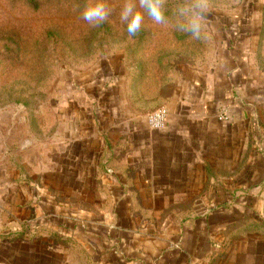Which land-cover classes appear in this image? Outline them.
<instances>
[{
	"label": "rangeland",
	"instance_id": "1",
	"mask_svg": "<svg viewBox=\"0 0 264 264\" xmlns=\"http://www.w3.org/2000/svg\"><path fill=\"white\" fill-rule=\"evenodd\" d=\"M92 2L0 0V264H108L102 252L118 247L109 242L118 233L128 249L136 233V244L171 236L207 212L220 223L199 264H264V164L257 161L264 154V0H206L200 40L147 13L130 38L120 20L125 0H106L109 19L92 27L81 16ZM178 2L168 0L167 16ZM230 58L239 68L231 95L247 143L224 144L217 133L205 154L186 144L192 160L162 159L163 139L213 143L210 118L228 109L212 108L218 97L210 88L228 76ZM162 106L167 125L152 129L147 117ZM185 117L186 130L168 128ZM143 138L151 149L115 143ZM104 144L109 154L128 152L139 170L152 164L154 189L130 186L114 203L115 169L96 168ZM171 179L178 184L164 189ZM82 224L101 233V250L79 234Z\"/></svg>",
	"mask_w": 264,
	"mask_h": 264
},
{
	"label": "crops",
	"instance_id": "2",
	"mask_svg": "<svg viewBox=\"0 0 264 264\" xmlns=\"http://www.w3.org/2000/svg\"><path fill=\"white\" fill-rule=\"evenodd\" d=\"M227 64L228 67L231 68V70L228 72V76H224L220 84L216 83L218 84L217 87L214 85L210 88V94L214 98L218 97L215 98V100H217L218 102H213L211 105L212 108H217V106L221 104L225 106L227 105L228 109L227 120L216 121V119L214 118L215 115L210 118V120L212 121L211 132L213 143L209 144L207 139H163L167 147L166 151L161 154L162 159H165L167 161L177 160L180 163L181 161H190L193 159V157L190 155V152H193L194 148L199 149L200 153L203 151V153L205 154L206 152H208V150L213 149V144H215V141H217V133L219 141H228L224 142V144L236 141V143L240 145L241 149L242 145H245L247 143L244 135L245 133H241L240 124L237 122L236 119L241 112L238 109L239 107L235 106L237 104H233L234 101L232 100L231 95L234 89L238 87L237 84H232L231 80H236L240 77V73H237L239 68H232L235 64H237V59H235L234 61L233 58H230L228 59ZM214 104L216 105L214 106ZM207 107L208 105L205 106V110L201 111L203 112V114L205 112V116L207 117L205 120L208 121L209 117L207 113ZM202 116L203 115H201L200 117ZM185 119L187 121H190L191 117H185L178 122L175 121V123L173 124L170 123L168 128H183L186 130L187 126L183 124L188 123L185 121ZM192 122L194 123V121H191V123ZM201 124L202 122L197 123V125ZM201 129L203 131L205 129V126L203 125ZM167 137L169 138V136ZM137 140L138 141H133L132 139H117L115 143L118 144L119 148H123L122 146L124 145V148H126L127 151L128 145L130 147L129 149H134L135 144L137 146H142V148H152L151 139L143 138ZM103 143H105V141ZM105 144L102 152L99 155L98 162H100L99 165L97 164L96 168L97 170H99L101 163L102 168L113 166V168L115 169V176L112 177L111 185L110 187H108L113 194L114 203L119 202L120 204L123 192L127 191L128 187L130 186H134L135 191L140 192H149L150 190L154 189V185H151L152 164L144 163L143 169L139 170V165L137 167H134L133 164L129 163L128 158H130V155H128V152L127 154L122 151L117 153L116 150L115 152L113 151L112 154H109L108 147L107 149H105ZM186 144L188 147H191L194 144H196L197 146L191 150L184 147ZM191 154L195 155L194 153ZM151 155V150L145 152L143 155L144 161H151ZM109 161H112L111 165L109 164ZM257 161L259 163H262L263 165L264 154H260V161L259 159ZM180 163L178 165L179 167L183 168L184 166H188V164L186 163L185 165L180 166ZM244 169L245 168H243V170ZM133 174H135L136 179L133 178L135 177L133 176ZM165 174L166 173H164V175ZM167 175L171 176L172 173L169 172L167 173ZM131 176L133 177L129 178ZM175 183L178 184V181L171 179L170 181H166L164 183L165 187L164 184L163 187L164 189L171 191L173 189L166 186H171ZM127 205L129 206L128 203ZM218 223H220V218L218 215L209 212L202 213L195 218L184 221L183 224L180 223L179 225H177L175 233L171 236L161 235L160 238H154V235L156 234H153L149 235L152 237L146 238V240L144 241H139L138 244H136L138 239V235H136V233L134 235L133 240L128 239L132 242L128 249L120 248V244L125 239L121 237V233H118L115 238L109 240L111 246L117 243L118 247L103 250L102 256L107 259L108 264H199L204 259V257H206L210 251H212V245L214 243V231L211 230V228ZM82 226L83 228H81V232L79 233L82 238L86 241L88 245H91L94 248L98 247V249L101 250V243L104 240L101 233L95 230L96 228H94L93 225L88 226L85 229L83 224ZM98 249L94 250L98 251ZM98 252L101 253V251Z\"/></svg>",
	"mask_w": 264,
	"mask_h": 264
},
{
	"label": "clouds",
	"instance_id": "3",
	"mask_svg": "<svg viewBox=\"0 0 264 264\" xmlns=\"http://www.w3.org/2000/svg\"><path fill=\"white\" fill-rule=\"evenodd\" d=\"M168 0H125L120 12V20L126 24L129 37L135 36L144 22V13L156 24H173L176 31L188 33L193 39L200 40L205 36V25L202 18L206 15V0H179L171 17L166 15ZM142 9L143 11H140ZM111 14L106 0H94L86 5L81 13L82 19L92 27L105 23Z\"/></svg>",
	"mask_w": 264,
	"mask_h": 264
},
{
	"label": "built area",
	"instance_id": "4",
	"mask_svg": "<svg viewBox=\"0 0 264 264\" xmlns=\"http://www.w3.org/2000/svg\"><path fill=\"white\" fill-rule=\"evenodd\" d=\"M169 118V110L167 109L166 106H162L154 111H152L148 117H147V121H148V125L152 128V129H163L166 127L167 125V121ZM220 120H227V114L226 112H221L220 116H219Z\"/></svg>",
	"mask_w": 264,
	"mask_h": 264
},
{
	"label": "trees",
	"instance_id": "5",
	"mask_svg": "<svg viewBox=\"0 0 264 264\" xmlns=\"http://www.w3.org/2000/svg\"><path fill=\"white\" fill-rule=\"evenodd\" d=\"M78 4H80V2L78 3ZM81 6H83V5H81ZM250 199H253V197H249V199L248 200H250ZM64 241V240H63ZM65 242V241H64Z\"/></svg>",
	"mask_w": 264,
	"mask_h": 264
}]
</instances>
